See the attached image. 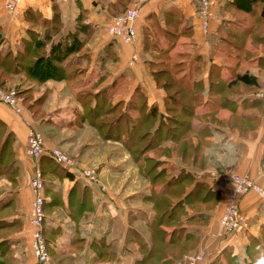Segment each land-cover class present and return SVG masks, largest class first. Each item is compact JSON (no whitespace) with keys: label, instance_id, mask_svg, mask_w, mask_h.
Wrapping results in <instances>:
<instances>
[{"label":"crops","instance_id":"0c3cea01","mask_svg":"<svg viewBox=\"0 0 264 264\" xmlns=\"http://www.w3.org/2000/svg\"><path fill=\"white\" fill-rule=\"evenodd\" d=\"M13 1L0 0V86L16 94L22 111L0 102V264H38L29 222L37 167L45 183L43 233L52 264L142 260L152 246L154 188L123 128L103 121L120 125L125 114L144 116L154 131L181 101L196 108L195 133L190 142L169 140L160 148L170 150L162 160L171 177L184 172L192 180L183 204L173 207L185 232L169 246L180 251L168 259L174 264L189 251L205 250L206 264H264V199H240L249 228L216 237L233 186L210 178L216 170L263 183L264 35L253 31L264 21V3L216 0L204 31L199 0H149L136 23L138 40L126 44L108 28L135 0H21L10 10ZM232 27L243 29L238 52L226 38ZM244 75L256 85L237 81ZM32 129L45 140L39 162L27 155ZM54 148L78 165L58 164L49 155ZM83 168L95 170L99 182L84 179Z\"/></svg>","mask_w":264,"mask_h":264},{"label":"built area","instance_id":"2783aa9c","mask_svg":"<svg viewBox=\"0 0 264 264\" xmlns=\"http://www.w3.org/2000/svg\"><path fill=\"white\" fill-rule=\"evenodd\" d=\"M21 0H14L7 5L10 10H15L16 5ZM149 0H135L130 8L125 12L117 15L108 32L113 37L121 40L126 44H132L138 40L136 23L140 15L141 7ZM216 0H199L197 9V17L200 19L204 31H208L210 23L214 18V7ZM0 102L14 108L20 113L22 107L13 91H9L0 86ZM45 154V140L42 133L32 129L28 136L27 155L39 162ZM58 164L67 168H74L78 165L77 161L58 148L51 150L49 154ZM82 177L89 183L97 184L99 182L98 175L95 170L83 168ZM200 177L201 173H197ZM210 178L219 184H232L233 191L229 193L227 202L224 205L223 213L220 218V233L218 236H229L233 234H242L249 228L250 218L242 212L240 199L247 197L250 194L264 199V171L259 173V178L263 183H258L256 180L247 175L232 173L221 174L216 170L210 172ZM30 187L34 194L32 203V211L29 217L30 225L32 226V250L38 264H52L51 256L47 247L46 239L43 233V224L45 220L44 205H45V183L42 171L39 167L35 169L30 179ZM205 250L195 251L186 254L182 258L176 260L174 264H206Z\"/></svg>","mask_w":264,"mask_h":264},{"label":"trees","instance_id":"16d2710c","mask_svg":"<svg viewBox=\"0 0 264 264\" xmlns=\"http://www.w3.org/2000/svg\"><path fill=\"white\" fill-rule=\"evenodd\" d=\"M256 1L264 3V0ZM262 17L264 18V8ZM60 52L59 50V56H57V58L62 61L63 58H61L60 55L63 54ZM67 52L68 51H65V56ZM40 63L41 62H38L37 65ZM238 80L247 85H256V80L248 75L239 76L237 78V81ZM179 93H182L184 98H189V94L184 90ZM181 102L182 103L178 102V106L174 107L176 110L175 115L173 117L171 116L169 121L160 123L158 128L154 131L153 127L155 124L147 122L144 116L140 119H134L125 114L121 116L124 123L120 125L112 122L113 118L111 121L107 119L103 121L104 127L110 129L114 127L119 129L123 128L127 134V144L132 152V157L143 169L154 188L151 198L155 201L156 217L152 225V246L144 251V258L138 260L136 264H172V260L168 259V255L176 254L180 251L178 249L171 250L169 247L175 245L177 237H181L179 233L185 232V228L179 221L180 216L178 217L177 214L175 215V212L180 210L178 208L173 209V207H179L183 204L184 201L181 200V198L185 194L184 191L186 188L191 184L190 180H192V176L183 172L178 177H170L167 181H164L168 177L169 172L167 163L162 160V156L165 153L169 154L170 150L161 149L160 146L169 140L175 143H180L181 141L190 142L195 133L192 129L191 119L193 114L191 113H195L194 110L196 108L191 109L188 103ZM222 102L223 101L218 102L219 106ZM182 114L188 115V119L185 120L183 117L179 118ZM185 181L189 182L183 185ZM201 185L202 184L196 185L191 195L197 192V188ZM159 187H161V189L157 192L156 189ZM170 230H172L171 235L169 234ZM168 237L173 240L172 244L166 241ZM184 249H186V247ZM188 253H190V251Z\"/></svg>","mask_w":264,"mask_h":264},{"label":"rangeland","instance_id":"374dc122","mask_svg":"<svg viewBox=\"0 0 264 264\" xmlns=\"http://www.w3.org/2000/svg\"><path fill=\"white\" fill-rule=\"evenodd\" d=\"M238 29H239L238 27L228 28L229 33L226 35V38L228 39V43H230L229 45H230L232 52L241 51L242 47H243V39H244V37H242V33H243L242 30L243 29L242 28H241V30H238ZM253 34L255 36H263L264 35V21L257 22L256 28L254 29ZM233 37H235V38H233ZM239 47L241 49H239ZM171 176H172V174H169L168 177L164 181H167ZM169 229H167V230H169ZM138 246L141 247V244H138Z\"/></svg>","mask_w":264,"mask_h":264}]
</instances>
